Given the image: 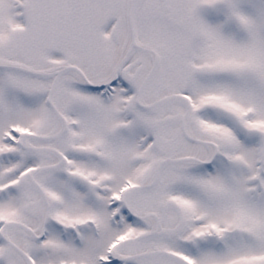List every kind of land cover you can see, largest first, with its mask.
<instances>
[{
	"label": "snow or ice",
	"instance_id": "1",
	"mask_svg": "<svg viewBox=\"0 0 264 264\" xmlns=\"http://www.w3.org/2000/svg\"><path fill=\"white\" fill-rule=\"evenodd\" d=\"M0 264H264V0H0Z\"/></svg>",
	"mask_w": 264,
	"mask_h": 264
}]
</instances>
